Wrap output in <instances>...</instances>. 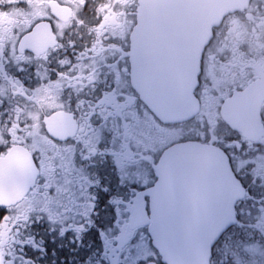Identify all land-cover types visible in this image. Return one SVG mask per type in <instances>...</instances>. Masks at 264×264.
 <instances>
[{"label": "flooded vegetation", "instance_id": "1", "mask_svg": "<svg viewBox=\"0 0 264 264\" xmlns=\"http://www.w3.org/2000/svg\"><path fill=\"white\" fill-rule=\"evenodd\" d=\"M136 7L0 0V264H119L123 245L135 242L150 251L145 264H165L149 222L133 216L149 218L156 167L182 144L219 152L244 190L209 264H236L229 251L255 238L239 224L253 208L252 185L264 184V0H248L212 27L187 97L182 88L166 93L172 121L135 88ZM160 60L168 85L181 86V59ZM125 168L145 172L135 182L119 174Z\"/></svg>", "mask_w": 264, "mask_h": 264}, {"label": "water", "instance_id": "2", "mask_svg": "<svg viewBox=\"0 0 264 264\" xmlns=\"http://www.w3.org/2000/svg\"><path fill=\"white\" fill-rule=\"evenodd\" d=\"M247 2L137 0L136 25L131 34L135 88L163 120L172 121L174 115V102L166 97L169 89L182 88L181 97H187L194 85L198 59L212 27ZM179 49L182 54H176ZM171 56L181 59L177 61L181 86H169L161 74L165 64L160 59ZM155 94L166 97L167 102L155 99ZM183 109L182 119L186 103ZM156 171L157 180L149 191V218H133H143L141 224L149 222L151 244L163 263L209 264L212 246L236 221L234 204L244 194L241 183L223 155L196 144L172 147L163 154ZM172 185L173 190L169 189Z\"/></svg>", "mask_w": 264, "mask_h": 264}, {"label": "rangeland", "instance_id": "3", "mask_svg": "<svg viewBox=\"0 0 264 264\" xmlns=\"http://www.w3.org/2000/svg\"><path fill=\"white\" fill-rule=\"evenodd\" d=\"M209 123L210 121H206ZM260 156H257L255 160H260ZM241 162H237L235 168L242 173V167H240ZM126 169V168H125ZM259 170H256V173ZM142 172H145L144 169H126L119 171L121 176H127L128 179H134L136 182V178H140ZM250 172L255 174V171L250 170ZM258 180V179H257ZM260 185L255 182L252 185L254 188V192L252 195L254 199H251L254 204H252L253 208L247 209L244 208L243 213L248 214L246 217H241V227L245 226L247 228L246 232H252V237H255L253 240L243 239L242 242L238 241L237 245L229 251V253H233V258L236 264H264V184ZM251 186L250 184L248 185ZM256 193L257 195H254ZM128 196H125L124 199H120L118 201L120 204L118 205V216L116 219L119 221L123 220L122 212L120 211L122 207V201L126 200ZM257 206L260 208V212L257 210ZM259 216H262V223L256 222L259 219ZM243 218V220H242ZM112 230V229H110ZM250 234V233H249ZM235 240H239L238 237H233L231 239V244L234 243ZM119 264H145L147 258L151 255L149 249L143 245L142 242H135L133 244H124L122 247V251L119 252Z\"/></svg>", "mask_w": 264, "mask_h": 264}]
</instances>
